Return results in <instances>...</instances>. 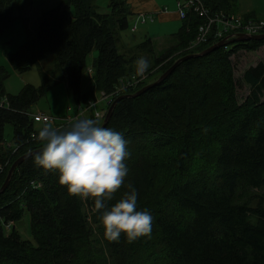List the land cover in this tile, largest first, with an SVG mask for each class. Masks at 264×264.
Returning <instances> with one entry per match:
<instances>
[{"label": "trees", "instance_id": "trees-1", "mask_svg": "<svg viewBox=\"0 0 264 264\" xmlns=\"http://www.w3.org/2000/svg\"><path fill=\"white\" fill-rule=\"evenodd\" d=\"M16 1L0 0V35L14 25ZM96 1L61 0L42 15L35 39L7 56L19 73L47 66L40 72L42 87L26 86L4 100L6 70L0 66V189L17 159L42 148L32 137L38 132L31 109L50 89L65 82L77 102L95 99V91L113 96L122 89L115 101L219 43L211 39L190 50L203 21L189 13L178 44L159 56L150 39L122 53L120 34L133 17L128 0H111L108 14L98 12ZM201 1L213 14L240 12L239 0ZM234 44L185 61L159 86L120 101L106 126L124 134L131 153L125 184L106 203L118 201L127 185L135 187L138 207L154 218L150 236L108 241L93 202L71 196L32 156L0 195V264H264V63L244 73L250 94L240 104L232 61L241 50L257 52L264 41ZM95 50L93 87L83 92ZM134 50L147 51L162 72L130 88L137 75ZM8 124L14 146L4 148ZM26 211L34 242L22 240L15 227Z\"/></svg>", "mask_w": 264, "mask_h": 264}, {"label": "clouds", "instance_id": "clouds-1", "mask_svg": "<svg viewBox=\"0 0 264 264\" xmlns=\"http://www.w3.org/2000/svg\"><path fill=\"white\" fill-rule=\"evenodd\" d=\"M136 74L141 78L149 70L145 57L136 60ZM41 150L33 157L34 165L54 172L67 192L93 202L104 236L118 242L123 235L129 242L151 235L153 215L138 207V191L128 190L110 207L111 201L128 176L130 158L124 134L101 127L97 120L76 118L64 128L45 123L38 132Z\"/></svg>", "mask_w": 264, "mask_h": 264}, {"label": "rangeland", "instance_id": "rangeland-1", "mask_svg": "<svg viewBox=\"0 0 264 264\" xmlns=\"http://www.w3.org/2000/svg\"><path fill=\"white\" fill-rule=\"evenodd\" d=\"M110 1L111 0H97L96 7L100 14H108L110 12ZM139 0H130V4L134 5L138 3ZM144 2L145 0H140ZM154 4L158 5L160 8L164 9L167 14L174 12L178 13V2L185 3V0H154ZM61 3V0H17L13 5V13L16 18L14 25L7 29L3 34L0 35V66L4 67L6 70V78L3 79V87L5 92L6 100L7 96H17L19 95L26 86H34L40 88L43 85L41 77V69L47 68V66H34L32 69L25 73H19L15 71L8 62L7 56L9 54L15 53L20 46L25 44L28 40H33L37 36L38 24H40L41 17L44 13L56 9ZM240 12L237 14L238 17H243L247 13L253 12L254 19L264 20V0H239ZM250 11V12H249ZM136 18L132 17L129 19V28L127 31L120 34L121 43L119 44L120 51L125 54H130L129 48L139 46L146 39L152 40L153 38H159L154 41V49L156 56H159L160 46H173L177 43V39L171 37L172 28L165 29L161 27L158 21L145 22L143 25H139L135 33L131 32V27L136 23ZM165 30V31H164ZM174 32L177 33L175 30ZM167 35V36H165ZM156 36V37H153ZM161 36V37H160ZM175 40V41H174ZM237 44H232L228 46V50H233ZM137 58L145 57L149 61V70L147 71L146 78L151 73L154 77H157L162 72V67L157 68L154 62V58L144 51H137ZM98 57V51L95 50L87 60L88 71L82 80V91L86 92L91 90L93 87V79L90 77L89 71L92 70V64L94 60ZM233 64L235 66V78L237 84H239L237 97L240 104H242L250 94V87L243 82V75L247 69L258 65L259 63H264V47L260 48L257 52H247L245 50L239 51L235 56L232 57ZM151 74V75H152ZM143 81V82H144ZM95 99L97 100V107L95 111L101 112L102 110H107V101L102 98L100 92L95 91ZM264 101V97H263ZM78 103L74 98L73 93L70 91L68 85L65 82L58 84L57 86L50 89L45 96L31 109L32 114L43 113L52 119L62 120L67 117L68 107L77 108ZM82 118H90L86 115ZM103 125L101 121L98 122ZM34 130L39 132L43 127L40 122H35L33 120ZM55 126L54 122H50ZM59 124V123H56ZM14 146V127L11 124L5 127V139L2 147L10 148ZM7 150V149H6ZM3 149V152H6ZM86 200V199H85ZM17 231L20 233L22 240L32 241L34 239L31 234L30 228V215L26 211L22 220L15 225ZM9 230H7V233ZM160 260H150L146 264H161Z\"/></svg>", "mask_w": 264, "mask_h": 264}, {"label": "built area", "instance_id": "built-area-1", "mask_svg": "<svg viewBox=\"0 0 264 264\" xmlns=\"http://www.w3.org/2000/svg\"><path fill=\"white\" fill-rule=\"evenodd\" d=\"M201 0H185V3L180 1L176 6H178V13L180 18L185 21L189 13H193L202 19L203 23L199 26L197 36L195 40L190 45V50H194L198 47L203 46L210 42L211 39H215L219 43L222 41L230 42L237 39L240 35L246 36H261L264 35V20L258 19H245L243 17H238L237 15H225L223 13L213 14L209 9L203 5ZM136 23L131 27V32L135 33L139 25L145 24V22L154 21L152 17H147L146 15H140L136 18ZM229 46V45H228ZM228 46L226 48H228ZM90 77L93 79V70L89 71ZM146 75L142 78L138 75L134 76L132 80L126 85V87L135 88L141 82L144 81ZM122 90V89H121ZM121 90L116 92L113 96H105L102 94V98L107 101V110H102L101 112L95 111L97 107V100L91 99L86 102L78 101V106L74 110L68 107V116L62 120L52 119L51 117L43 113H34L31 115V119L35 122H40L43 125L45 123L54 122L57 124V128H64L66 125L71 123L76 118H82L89 115L91 119L105 121L108 110L114 103V98L120 95ZM34 139L38 138V134H33ZM3 170V168H1ZM0 169V170H1Z\"/></svg>", "mask_w": 264, "mask_h": 264}, {"label": "water", "instance_id": "water-1", "mask_svg": "<svg viewBox=\"0 0 264 264\" xmlns=\"http://www.w3.org/2000/svg\"><path fill=\"white\" fill-rule=\"evenodd\" d=\"M251 41H258V42H262L264 41V35H261V36H253V37H250V36H246V35H240L237 39L235 40H232L230 42H227L226 41H222L218 44H216L215 46L213 45V47L205 50L204 52L202 53H199V54H194V55H189V56H186L180 60H178L164 75H162L160 77V79L158 81H156L155 83L151 84V85H148V87H144L142 90H140L138 93L134 94V95H125V96H122V97H119L117 98L114 103L111 105V107L109 108L108 110V113H107V116L105 118V121L102 125V127H106L114 113V110L117 106V104L122 100L124 99H134V98H137L141 95H143L144 93L148 92L150 89L156 87V86H159L160 84H162L176 69L177 67L185 62V61H188V60H191L193 58H201V57H206L208 55H210L212 52L214 53L215 50L217 49H220V48H225L227 47L228 45H232L234 43H247V42H251ZM41 150V149H40ZM40 150H37V151H34V152H31V153H28L24 156H22L21 158L17 159V161L12 165L11 169L9 170L8 172V176L6 178V181L4 183V185L2 186V188L0 189V195H2L7 189H8V186L10 185L11 181H12V178H13V175L14 173L16 172V170L18 169V167L24 162L26 161L27 159H29L30 157L34 156L36 153H38Z\"/></svg>", "mask_w": 264, "mask_h": 264}, {"label": "crops", "instance_id": "crops-1", "mask_svg": "<svg viewBox=\"0 0 264 264\" xmlns=\"http://www.w3.org/2000/svg\"><path fill=\"white\" fill-rule=\"evenodd\" d=\"M154 2H155L154 0H145L144 2H141L139 0L138 3L132 5V4H130L131 3L130 0H128V5L130 7V11H132V13H133L134 18H137L140 15H146L147 17H152L154 21L155 20L158 21L161 27H165V29L172 28L171 30H167V31H172L171 37L174 38L175 40L177 39V43L175 44V45H177L178 44L177 35L182 30L186 20L183 21L180 18L179 13H177L176 10H174V12L171 13V15L167 14L164 9L160 8L157 4L155 5ZM250 13H253V12H250ZM175 30L177 31V33L174 32ZM165 36H167V35H165ZM153 37H156V36H153ZM156 39L158 40L159 38H153L152 39L153 46H154L153 40H156ZM168 45L167 46H165V45L160 46L161 48H159V50H158L159 53L162 54L165 51H167L168 49H170L171 46H168ZM175 45H173L172 47H174ZM154 51H155V49H154ZM155 54H156V52H155ZM55 127H57V124H55Z\"/></svg>", "mask_w": 264, "mask_h": 264}, {"label": "bare ground", "instance_id": "bare-ground-1", "mask_svg": "<svg viewBox=\"0 0 264 264\" xmlns=\"http://www.w3.org/2000/svg\"><path fill=\"white\" fill-rule=\"evenodd\" d=\"M104 123V122H103Z\"/></svg>", "mask_w": 264, "mask_h": 264}]
</instances>
